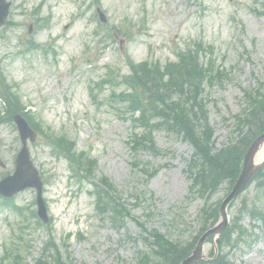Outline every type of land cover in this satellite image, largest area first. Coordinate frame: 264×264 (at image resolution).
<instances>
[{
  "label": "rangeland",
  "instance_id": "374dc122",
  "mask_svg": "<svg viewBox=\"0 0 264 264\" xmlns=\"http://www.w3.org/2000/svg\"><path fill=\"white\" fill-rule=\"evenodd\" d=\"M94 2L11 0L14 24L1 29L0 65L9 80L20 86L19 94L36 119L55 132L66 133L77 141L78 151H88L96 158L97 177L105 175L115 184L134 217L169 239L190 241L198 234L197 213L205 204L200 195L188 191L191 181L186 167L193 147L159 129L155 137L164 151L158 156L150 151L135 155L128 142L132 120L124 115L116 98L107 101L113 87L91 94L90 86L108 74L120 79L128 73L126 55L136 61L166 62L176 59L179 47L204 39L214 44L217 62L230 72L222 85L207 88L205 94L211 100L209 119L215 129V146L221 147L234 128L233 115L244 107L243 89L256 87V78L264 83V13L259 12L264 11V0H101L108 19L105 23L95 15L98 5ZM39 5V13L32 16L31 11ZM40 12L49 17L50 24L36 30L34 19ZM120 22L133 33L131 40L109 36L111 27ZM31 35L51 45L50 51L20 54L24 46L19 44ZM37 142L31 145V154L48 178L43 197L58 243L72 235L70 250L75 264H135L138 251L149 250L136 221L128 218L124 230H117L109 219L101 218L95 197L71 177L69 163L57 158L42 139ZM20 147L16 127L0 124V161L7 166L0 168V179L13 172ZM226 186L209 203L222 200ZM263 195L253 181L230 208L231 222L240 214L243 199L264 207ZM35 197V189L26 188L12 199L26 206L35 202ZM20 219L10 207L0 205V257L5 245L15 247L12 239L20 230ZM239 224L252 236L238 248L224 246V251L237 264H264V224L253 221L245 210ZM26 236L34 245L26 256L33 259L47 233L33 223ZM205 249L210 256L213 243H207Z\"/></svg>",
  "mask_w": 264,
  "mask_h": 264
},
{
  "label": "trees",
  "instance_id": "16d2710c",
  "mask_svg": "<svg viewBox=\"0 0 264 264\" xmlns=\"http://www.w3.org/2000/svg\"><path fill=\"white\" fill-rule=\"evenodd\" d=\"M211 48L212 46L203 40L190 43L186 48L179 50L177 61H168L165 65L159 61L135 63L129 59L131 73L123 79L128 85V90L121 93L112 92V96L125 105V111L134 123L135 130L129 143L136 154L150 151L158 155L162 152L155 137V132L159 129L183 136L194 147V153L187 166L192 180L190 188L205 198L206 203L197 217L199 232L187 242L168 239L159 230H148L140 222L139 224L148 231L145 239L151 246V252L142 251L138 264H179L192 252L200 234L219 219L220 201L217 205L208 201L224 184L227 183L230 190L241 172L244 155L251 141L264 130V94L261 91L249 90L245 92L247 106L244 112L235 115L234 135L229 137L222 147L215 146L214 128L209 123L208 103L204 92L206 87L221 83L225 72L211 55ZM0 95L6 101L3 109L8 120L12 119L14 113H23L33 127L58 146V151L70 160L79 173L93 176L97 162L86 152H76L75 141L67 138L65 134L43 130L41 123L31 111H27L26 105L12 90V86L7 85ZM254 179L257 181V188L264 194V168ZM95 185L94 194L97 196L96 208L99 213L114 222L123 223L125 218L129 217L130 210L117 195L114 184L108 177H104ZM244 210L252 219L260 218L264 223V207L256 201L253 204L243 202L240 214L232 226L221 235L219 255L213 260H203L199 264H236L223 247H237L248 236L246 229L239 224L240 215ZM46 244L34 261L27 260L20 251H16L12 255L14 261L8 264H74L72 255L58 247L52 234Z\"/></svg>",
  "mask_w": 264,
  "mask_h": 264
},
{
  "label": "water",
  "instance_id": "95a60500",
  "mask_svg": "<svg viewBox=\"0 0 264 264\" xmlns=\"http://www.w3.org/2000/svg\"><path fill=\"white\" fill-rule=\"evenodd\" d=\"M9 11V4L6 3V0H0V26L6 22V16ZM17 122L19 124L20 130L25 129L26 131H30V129L26 127L23 120L20 118H17ZM30 135L32 139H34L35 133L30 131ZM264 145V132L262 135H260L258 138H256L248 150L247 154L245 155V160L243 163V170L241 174L238 177V180L236 184L233 186L230 194L224 199L222 205L220 206L219 213L222 216V220L220 221V224L216 227L210 228L209 231L204 233L200 240L198 241L196 247L194 248L193 253L188 256L186 259L183 260L181 264H196L199 262V259L204 258V244L206 240L209 238V235H215L216 242H219V235L228 227V220H229V214H227V207L231 203L232 200L238 197L240 193H242L243 189L247 185V183L252 179V176L257 173L259 169L262 168L264 164V159L261 162L256 161V154L258 151L262 148ZM18 169L16 173L3 180L0 183V190L5 192L8 195L14 194L15 191H18L19 189H23L26 184L37 186L39 189L38 193V199L40 204V215L46 219L47 216V210L45 208L44 200L41 198V179L40 176H38V172L36 168L32 165V163L29 160V154L28 150L25 147L23 151L20 153L19 157V164L17 165ZM24 174H30L31 178L28 180L23 181L22 177ZM33 176V178H32Z\"/></svg>",
  "mask_w": 264,
  "mask_h": 264
},
{
  "label": "bare ground",
  "instance_id": "6f19581e",
  "mask_svg": "<svg viewBox=\"0 0 264 264\" xmlns=\"http://www.w3.org/2000/svg\"><path fill=\"white\" fill-rule=\"evenodd\" d=\"M262 157L261 152L259 153L258 159L260 160Z\"/></svg>",
  "mask_w": 264,
  "mask_h": 264
}]
</instances>
